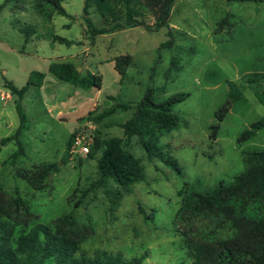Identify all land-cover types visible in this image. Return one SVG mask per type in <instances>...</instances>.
I'll return each mask as SVG.
<instances>
[{"label": "rangeland", "instance_id": "rangeland-1", "mask_svg": "<svg viewBox=\"0 0 264 264\" xmlns=\"http://www.w3.org/2000/svg\"><path fill=\"white\" fill-rule=\"evenodd\" d=\"M4 0H0V5ZM84 0H61L67 15L41 16L34 0L19 7L7 3L0 8V75L20 88L31 71L45 73L40 87L29 86L19 104L28 119L20 140L25 155L14 163L9 155L15 141L0 143V186L15 191L27 201L36 221L51 224L70 213L90 224L93 235L81 244L88 254L95 249L120 251L126 259L145 256L144 264H190L176 216L181 192L205 191L219 182L229 183L244 170L243 153L264 149V129L249 141L237 142L240 133L264 117V105L256 96L262 83L249 82L264 71V0H174L168 29L146 30L144 26L91 36L86 30ZM88 17L95 27L104 26L95 6ZM147 24L154 19L145 12ZM32 30L27 41L20 28ZM71 44L58 43L53 35ZM172 39L169 46L161 43ZM129 53L133 63L126 74L114 69L113 59ZM63 61L102 76L100 89H82L54 78L49 63ZM0 83V140L19 124L18 98ZM241 91L222 119L218 111L228 100V83ZM161 88L155 101L177 92L188 96L172 108L177 126L161 136L159 145L174 157L177 173L158 158H148L137 137L123 140L124 149L140 159L145 180L132 185L115 210L102 187H93L97 174V151L92 158L70 156L62 162L69 138L81 133L96 138H123L121 124L148 87ZM5 95L2 99L1 96ZM115 104L113 113L99 116ZM93 114L87 117L88 112ZM217 126L216 136L211 137ZM43 162L57 163L41 189L16 175Z\"/></svg>", "mask_w": 264, "mask_h": 264}, {"label": "trees", "instance_id": "trees-1", "mask_svg": "<svg viewBox=\"0 0 264 264\" xmlns=\"http://www.w3.org/2000/svg\"><path fill=\"white\" fill-rule=\"evenodd\" d=\"M35 9L41 16L50 18L53 13L67 15L61 0H34ZM174 0H84L82 7L86 30L91 36L111 33L116 30L144 26L146 30L168 29L170 8ZM11 3L19 7L22 0H4L0 8ZM95 6L103 17L104 26L95 27L88 17L89 8ZM148 12L153 17L147 24L141 16ZM27 41L32 30L20 28ZM58 43L69 45L72 41L53 35ZM172 39L161 43L169 46ZM114 69L123 77L132 65L129 53L119 54L114 59ZM47 72L59 81L82 89L102 86V76L98 73L81 74L77 68L63 61L49 63ZM45 73L31 71L29 80L20 88L6 80L4 85L18 98L15 105L19 124L14 132L2 138L4 145L15 141L16 149L9 155L14 163L25 155L20 140L28 129V119L19 100L29 86L40 87ZM262 83L256 91L258 101L264 105V71L253 74L249 81ZM228 100L218 111L219 119L228 112L230 105L241 98V91L233 83H228ZM162 89L148 87L144 95L133 106L132 115L121 128L123 138L108 136L94 138L90 144L88 157H97V174L93 187H102L115 210L124 195L132 192V185L145 180L144 168L140 159L124 149V141L137 137L148 158H158L177 173H181L178 161L164 153L159 145L162 135L177 126L178 116L173 113L175 104L183 101L188 93L177 92L155 101ZM117 107L128 108L127 104H115L99 116L91 118L100 121ZM93 112L89 111L87 117ZM217 126L212 128L211 137L216 136ZM264 129V117L252 122L237 138L239 144L251 140L258 130ZM73 138V137H72ZM68 139L62 162H66L68 149L72 142ZM244 170L235 175L229 183L219 182L214 188L205 191L182 190L181 205L176 216L177 231L183 237L188 250L190 264H264V149L248 150L243 153ZM57 163L43 162L28 169H16V175L35 189H41ZM37 216L18 192L6 193L0 186V264H144L145 256L126 259L120 251L95 249L88 254L81 244L90 238L93 227L67 213L55 218L51 224L36 221Z\"/></svg>", "mask_w": 264, "mask_h": 264}, {"label": "built area", "instance_id": "built-area-1", "mask_svg": "<svg viewBox=\"0 0 264 264\" xmlns=\"http://www.w3.org/2000/svg\"><path fill=\"white\" fill-rule=\"evenodd\" d=\"M5 95H2L3 99ZM91 141L89 138H86L81 133L76 134L72 138V142L68 149V154L70 156H86L90 150Z\"/></svg>", "mask_w": 264, "mask_h": 264}, {"label": "water", "instance_id": "water-1", "mask_svg": "<svg viewBox=\"0 0 264 264\" xmlns=\"http://www.w3.org/2000/svg\"><path fill=\"white\" fill-rule=\"evenodd\" d=\"M77 70L79 71V68H77ZM4 80H5V78H3V76H2V75H0V83H3V82H4Z\"/></svg>", "mask_w": 264, "mask_h": 264}]
</instances>
